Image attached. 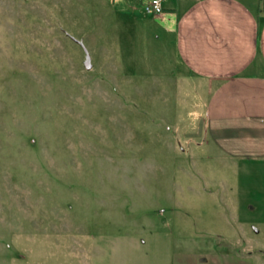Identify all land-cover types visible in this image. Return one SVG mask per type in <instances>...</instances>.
<instances>
[{
    "label": "rangeland",
    "instance_id": "rangeland-1",
    "mask_svg": "<svg viewBox=\"0 0 264 264\" xmlns=\"http://www.w3.org/2000/svg\"><path fill=\"white\" fill-rule=\"evenodd\" d=\"M140 7L0 0V264H264V161L210 143Z\"/></svg>",
    "mask_w": 264,
    "mask_h": 264
},
{
    "label": "crops",
    "instance_id": "crops-1",
    "mask_svg": "<svg viewBox=\"0 0 264 264\" xmlns=\"http://www.w3.org/2000/svg\"><path fill=\"white\" fill-rule=\"evenodd\" d=\"M123 1L136 10L146 0ZM162 6L159 14L140 9L131 25L164 45L155 51H171L165 56L171 68L204 82V129L218 152L238 162L264 161V0H163ZM197 252L188 264H245L247 255L243 247Z\"/></svg>",
    "mask_w": 264,
    "mask_h": 264
},
{
    "label": "built area",
    "instance_id": "built-area-1",
    "mask_svg": "<svg viewBox=\"0 0 264 264\" xmlns=\"http://www.w3.org/2000/svg\"><path fill=\"white\" fill-rule=\"evenodd\" d=\"M162 2L163 0H146L142 4V9L145 13L159 14L163 9Z\"/></svg>",
    "mask_w": 264,
    "mask_h": 264
},
{
    "label": "water",
    "instance_id": "water-1",
    "mask_svg": "<svg viewBox=\"0 0 264 264\" xmlns=\"http://www.w3.org/2000/svg\"><path fill=\"white\" fill-rule=\"evenodd\" d=\"M86 66H89V63L88 62L86 63Z\"/></svg>",
    "mask_w": 264,
    "mask_h": 264
}]
</instances>
